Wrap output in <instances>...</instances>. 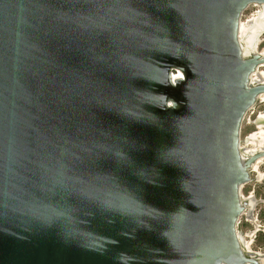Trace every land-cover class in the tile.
I'll return each mask as SVG.
<instances>
[{"label":"water","instance_id":"water-1","mask_svg":"<svg viewBox=\"0 0 264 264\" xmlns=\"http://www.w3.org/2000/svg\"><path fill=\"white\" fill-rule=\"evenodd\" d=\"M253 4L0 0V264H262L238 229Z\"/></svg>","mask_w":264,"mask_h":264},{"label":"flooded vegetation","instance_id":"flooded-vegetation-1","mask_svg":"<svg viewBox=\"0 0 264 264\" xmlns=\"http://www.w3.org/2000/svg\"><path fill=\"white\" fill-rule=\"evenodd\" d=\"M251 6H254V7L256 6L257 10L251 15L249 19H247L246 21L243 20L242 31H241L242 35H245L246 33H248L249 30L255 27L256 25L261 24L260 26H264V8L258 4H253ZM249 8H247L246 11ZM244 15H245V12L243 14V17ZM244 22H246L247 25H245ZM244 28L246 29L244 30ZM263 35H264V32L260 36V40H259L258 47H257L258 51L261 52V54H264V51H261L259 48L260 43L264 41ZM261 68H264V64H262L258 68L256 74L253 77V80L255 83L264 82V69L262 70ZM262 98H264V94L258 99L256 104L248 111L244 119L243 125H242L241 150H242L244 157L247 160L251 159L253 156L261 152H264V136L260 135L261 133H264V113L258 112L257 110V106L262 100ZM245 125H249L250 127L252 126L255 128L259 127L260 131L255 132L253 134H249L248 136H244L243 131H244ZM263 163H264V157L257 159L250 167L251 181L245 184L242 188V198L246 204V209L239 219V224H241L242 222L241 221L242 217H252V211L255 209V207L259 203L258 196L260 193L259 191H257V189H253V191L248 192L247 195L244 194L245 193L244 190L246 191L247 187L250 184L254 183V181L261 178L262 176L261 168L264 167ZM240 233L243 237L244 248H245L246 253L247 254H259L260 252L253 251L249 247H247V242L243 236L244 232H240ZM260 254H263V253H260ZM254 256L257 257L258 255H254Z\"/></svg>","mask_w":264,"mask_h":264},{"label":"rangeland","instance_id":"rangeland-1","mask_svg":"<svg viewBox=\"0 0 264 264\" xmlns=\"http://www.w3.org/2000/svg\"><path fill=\"white\" fill-rule=\"evenodd\" d=\"M257 10V7L251 6L247 11H245V15L243 20L246 21L251 17V15ZM247 25L246 22H244ZM248 27V26H247ZM246 28H244L245 30ZM264 37V35H263ZM264 39V38H263ZM261 51H264V41L260 43L259 46ZM262 70L264 68H261ZM258 112L264 113V98L260 101L257 106ZM263 130V129H261ZM259 127H250L249 125H245L243 135L248 136L249 134H253L258 132ZM260 135L264 136V133ZM264 166V163H263ZM261 178L254 181V183L250 184L246 191L244 190V194L247 195L248 192H252L253 189H257L259 191V203L252 211V217H242L241 224H239L238 229L240 232H244L243 236L247 242V247H249L253 251H258L264 254V167L261 168ZM262 264H264V258L262 260Z\"/></svg>","mask_w":264,"mask_h":264},{"label":"snow or ice","instance_id":"snow-or-ice-1","mask_svg":"<svg viewBox=\"0 0 264 264\" xmlns=\"http://www.w3.org/2000/svg\"><path fill=\"white\" fill-rule=\"evenodd\" d=\"M177 80H186L185 75L182 72H176V73H171L168 79L167 83H162L161 86L163 87H168V86H172V87H176V81ZM165 100V98L163 96H161L159 98V100L157 101H150V102H154V103H161ZM167 107H175V105L171 102L168 101L167 102ZM132 161H129V163H131Z\"/></svg>","mask_w":264,"mask_h":264},{"label":"bare ground","instance_id":"bare-ground-1","mask_svg":"<svg viewBox=\"0 0 264 264\" xmlns=\"http://www.w3.org/2000/svg\"><path fill=\"white\" fill-rule=\"evenodd\" d=\"M261 25V24H260Z\"/></svg>","mask_w":264,"mask_h":264}]
</instances>
